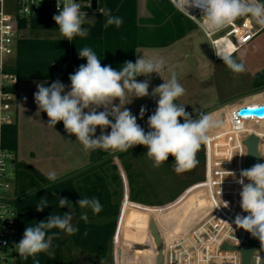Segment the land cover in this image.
<instances>
[{
    "label": "clouds",
    "instance_id": "clouds-1",
    "mask_svg": "<svg viewBox=\"0 0 264 264\" xmlns=\"http://www.w3.org/2000/svg\"><path fill=\"white\" fill-rule=\"evenodd\" d=\"M172 2L177 10L200 21L199 27L206 37V34L236 25L235 22L240 18L250 19L264 29V0H172ZM88 7H91V4ZM81 8V4L76 0L62 2L57 0L58 14L53 16V20L58 25L61 36L68 41L77 36L89 35V30L84 25L92 21ZM193 8L200 10V18L191 15L189 9ZM98 11L106 17L104 29L112 25L119 28L123 24V18L113 16L110 9L99 8ZM214 51L233 73L240 74L246 71L242 57L239 60L234 58L235 49L230 43L217 41ZM78 56L86 59L87 63L81 64L73 74H70V86L59 80L47 87L44 83L37 84L34 100L38 112L47 114L49 127L54 128L62 121L65 131L69 135H75L76 140L86 151L96 149L128 151L136 145H143L147 148L146 155L153 161V167H160L168 161L170 155L174 157V171L178 174L197 165L196 154L203 144L209 142V131L222 127L223 121L206 112H200L198 117L193 119L192 114L186 112L184 105L175 102L186 91L179 83L175 72L168 80L163 79L164 82L151 93L153 97H158V100L155 112L148 117L147 132L137 123V117L129 109L120 107L128 104L126 103L128 94L137 98L149 96L151 74L161 76V72L165 70V61L162 58L143 55L135 62L126 61L119 70H115L110 65L102 66L97 54L90 47L80 49ZM141 75L149 79L138 81L136 78ZM66 88L69 90L66 91ZM116 100L119 101V105H114L113 102ZM100 108L104 110L98 111ZM145 111L146 109L142 107L141 118ZM180 118L183 119V123L180 122ZM97 127L101 130L99 136H96ZM108 128L111 131L106 133L105 130ZM6 156V152L0 153V163ZM232 158L233 156L228 161ZM229 174L234 175L231 172ZM46 178L54 183L57 181V174L50 171ZM236 182L242 186L240 207L248 215L237 214L234 223L258 239L264 247V163L242 169ZM48 205L47 197L41 198L36 205V211L43 212ZM77 205L81 209H90L94 214H99L103 207L95 197L81 198ZM71 206L72 202L67 197L59 198L60 208ZM223 207H228L227 202H223ZM80 218L87 222V213H82ZM72 219L69 211L63 215L50 214L34 226H27L23 238L14 245L17 254L25 260L29 257L35 260L39 253L54 256L53 240L59 233L50 234V230L59 229L68 235H75L79 229L73 226ZM35 264H39V261H35Z\"/></svg>",
    "mask_w": 264,
    "mask_h": 264
},
{
    "label": "rangeland",
    "instance_id": "rangeland-1",
    "mask_svg": "<svg viewBox=\"0 0 264 264\" xmlns=\"http://www.w3.org/2000/svg\"><path fill=\"white\" fill-rule=\"evenodd\" d=\"M153 1L163 6L164 12L167 14L174 12L176 9L168 0ZM151 2L152 0L146 1V10L151 7ZM142 11L141 5L140 12ZM181 17L186 18L184 15H181ZM155 24L157 23L153 22L152 25ZM194 26L195 31H197V26L195 24ZM160 30L164 33L170 30V34L173 35L171 37L175 39L169 44L171 45V52L176 51L177 56L179 58L184 57L189 64L188 72L184 73L181 70L176 73L179 83L186 91L175 102L184 105L186 112L191 113L193 119H196L200 112H206L223 121L222 127L212 129L208 134L226 129V112L232 105L253 100H264V88H256L252 82L254 75L264 69V32L233 55L238 60L242 57V62L246 67L245 72L236 74L222 60L215 61L212 58L203 65V70L188 49V39L186 46L183 38L177 37L174 28L169 27L168 29L166 24ZM40 36L64 39L59 31L44 32ZM169 39L168 37L166 40ZM60 82L65 83L64 81ZM26 84L28 83H24L25 89L28 87ZM34 84L35 88H31L33 91H28L27 96L29 93L33 94L37 91L36 86L38 83ZM67 90L69 88H66ZM157 100L158 97L150 98L146 103L147 109L142 117L143 120H141V127L145 132L149 130L147 120L155 112ZM85 112H87V109H85ZM45 116L47 114L43 117L39 116L40 119L38 120L43 122ZM180 122L183 123L182 118H180ZM31 123L26 119L25 123L22 124L24 130L21 131L18 122V147L19 145L22 147L25 136L27 137L28 134L32 136L31 133L35 132V128L31 127ZM62 124L61 121V123H57V126ZM110 131V128L105 130L106 133ZM100 132L101 130L97 129L96 136H99ZM63 133L66 135L63 136L59 133L57 137L61 135L64 140L62 144L66 146L64 148L70 151L73 149L72 144L76 139L73 137L74 135H69L64 129ZM55 134V131L51 132V135L54 136ZM44 135V138H51L50 135L48 136V132H45ZM79 148H81L80 145ZM84 152L82 155L81 153L79 155L70 153L67 158L74 156L77 160L70 161H79V164H77L79 169L101 159H111V162L105 166V171L108 175L107 182L112 193L111 202L118 207V212L108 217L109 219H116V226L102 264H155L157 244L150 227L152 221L157 225L163 245L166 237L173 233L177 234L189 230L204 216L207 210L205 196L198 193L199 185L196 186L197 181L204 178V145L196 154L197 165L179 174L174 171V157L171 155L168 161L160 167H153V161L146 155L147 148L143 145H136L128 151H121L125 152L122 156H118L120 151L106 152L100 156L96 150H85ZM28 153L27 150L21 151L19 163L24 164L26 169L36 174L40 183L50 182L46 178L47 173L50 171H55L57 179H60L79 170L69 171L70 161L66 160L67 158L62 159L60 156H56L47 160L32 157ZM78 157L84 159L81 160ZM113 165H115V171L118 174L116 182L110 180V175L114 172ZM84 212L87 213V216L89 215L88 210L83 209L82 213ZM72 216L74 226L76 219L73 214ZM92 218L97 222L106 219L95 216ZM62 234L64 239H68V234L65 232ZM62 257L63 264H99L98 254L77 248L70 242L64 246Z\"/></svg>",
    "mask_w": 264,
    "mask_h": 264
},
{
    "label": "trees",
    "instance_id": "trees-1",
    "mask_svg": "<svg viewBox=\"0 0 264 264\" xmlns=\"http://www.w3.org/2000/svg\"><path fill=\"white\" fill-rule=\"evenodd\" d=\"M99 8L111 10L113 16L122 17L123 24L117 28L115 25L104 29L106 17L100 12L88 15L92 23L85 24L89 30L87 37H75L72 41L62 38H49L40 36L41 33L59 31L58 25L53 20V15L41 13L38 16L24 18L19 21V37L15 60L10 71L15 73L19 82L47 81L61 79L70 81L73 74L81 64H86V59L78 56V51L83 47H90L98 56L101 65H110L119 70L126 61L135 62L136 50L140 47H164L175 39L170 34L160 30L164 24L174 28L177 37H184L187 31L195 30V26L182 14L164 12L163 6L152 0L150 4L151 17L140 16L141 0H98ZM153 22L157 24L152 25ZM192 23V24H191ZM198 31H195L197 33ZM170 38L168 41L167 38ZM173 40H172V39ZM166 40V41H161ZM256 88H264V69L253 77ZM16 92V91H15ZM19 124L18 117L12 125L3 128V145L15 158L14 172L16 175L15 195L13 204L17 210V243L23 238L27 226H34L37 222L45 220L50 214L71 212L76 219L74 227L79 231L64 239L63 232L59 229L50 230L59 233L53 240L54 256L39 253L35 260H27L16 254L17 264H63L62 250L68 242L75 247L99 255V264L104 261L109 242L114 233L116 219L108 217L118 212V207L111 202L112 193L108 185L105 166L111 162L110 158L101 159L89 166L66 175L56 182L40 183L32 171L26 169L16 159L18 152ZM125 152H120L122 156ZM204 162V158H203ZM100 170V171H99ZM113 174L110 180L116 182L118 174L113 165ZM203 179L197 181L202 182ZM55 193V195H53ZM47 197L49 205L43 212L36 211V205L41 198ZM67 197L72 202L71 207H59V198ZM97 198L101 203L102 211L94 214L88 210V220L85 222L80 217L82 210L77 205L81 198ZM134 198V197H133ZM97 218H106L104 221H94ZM85 233H87L85 235Z\"/></svg>",
    "mask_w": 264,
    "mask_h": 264
},
{
    "label": "built area",
    "instance_id": "built-area-1",
    "mask_svg": "<svg viewBox=\"0 0 264 264\" xmlns=\"http://www.w3.org/2000/svg\"><path fill=\"white\" fill-rule=\"evenodd\" d=\"M168 1L174 6L172 0ZM76 2L81 4V10L87 15L99 12L98 2L97 9L92 8V0ZM89 4L91 7H88ZM189 11L191 15L200 18L199 9ZM179 12L202 33L199 20ZM41 13L57 15V0H0V153H7L0 163V264H17L14 245L17 244L18 216L13 204L16 198L15 158L4 147L2 140L4 126L12 125L15 121L13 104L19 78L10 68L14 64L17 50L19 21ZM235 23L221 31L206 34L207 37L203 33L209 42L213 60H221L214 51L217 41L230 43L235 49L234 55L264 32V29L247 18L238 19ZM260 106H264V100L232 105L226 112V129L208 134L210 140L203 144L204 178L196 184L199 185L198 193L205 196L207 210L189 230L173 233L164 239L163 264H243L241 250L248 246L251 234L234 223L237 214L248 215L240 207L242 186L236 181L240 178L241 170L247 169V147L244 142L248 136L255 135L258 138V154L264 163V114H240L239 111ZM241 153L245 155H239ZM231 156L233 158L228 161ZM223 202H227L228 207H223ZM250 264H264V247L256 238Z\"/></svg>",
    "mask_w": 264,
    "mask_h": 264
},
{
    "label": "crops",
    "instance_id": "crops-1",
    "mask_svg": "<svg viewBox=\"0 0 264 264\" xmlns=\"http://www.w3.org/2000/svg\"><path fill=\"white\" fill-rule=\"evenodd\" d=\"M147 1V0H146ZM174 12L176 14H181L179 11H177L176 9L174 10ZM140 16L142 17H151V13L149 10H146V6H145V10H143L142 12H140ZM183 16V14H182ZM195 30L192 31H187L186 34L184 35L183 40L185 42V45L187 46V39H188V49L191 53V49H190V44H189V39L194 36ZM171 45H167L164 47H140L136 50V54H135V60L138 59L139 57H142L143 55L145 57H149V56H155V57H159L162 58L165 61V70L161 72V76H159L156 73H152L151 77H150V86H149V96L147 97H142V98H137V97H133L132 94H128L127 100H126V105H120L121 108H127L131 111V113L137 117V123L142 126L141 124V120H143V118H141L140 116V110L141 108H145L146 107V103L150 98H154L151 93L153 91V89L159 85H161L164 80H168L171 76V74L173 72L175 73H179L181 70H183L184 73H186V71L188 72L189 70V64L187 63V61L185 60L184 57L179 58V56H177L176 51H172L171 52ZM170 50V51H169ZM191 55L195 58V61L198 62V65L204 70L203 65L205 64L204 62H201L196 56H194L192 53ZM177 59H179L178 61H176ZM176 61V62H175ZM207 65V64H206ZM208 67V66H207ZM207 69V68H206ZM138 81H143L146 79H149V77H145L143 75L138 76L136 78ZM63 81L61 79H53V80H47V81H23V82H19L18 85L15 87V91H16V99L15 102L13 104V108L15 111V118L18 117V122L20 123V129L21 131L24 130L23 127V122L25 123V120L28 119L30 122H32L31 127L33 126L35 128V132H32L31 134H33L32 136H30L28 133V136L24 138V140L22 141V147L19 145L18 147V152H17V157L16 159L19 161L21 158V151L22 150H27L30 154V156L32 157H40L42 159H51L53 157L56 156H60L62 159H66L67 156L70 155V153L72 154H78L81 153V155L83 153H85V149L83 148V146L80 144L79 141L74 140L75 142H73V149L68 151L67 148L65 149L64 147L65 144H62L64 142V140L62 139L61 135L65 136L66 134L63 133V129H64V125L62 124L61 126H57V124L54 126V128L49 127L47 125L48 123V117L45 116L44 121L40 122L38 119L39 116H44L46 113H42V112H38V106L35 103L34 100V93L30 94L27 96V92L28 91H33L32 89L35 88V84L34 83H44L45 86H50L52 82L54 81ZM66 86H70V81H64ZM69 84H66V83ZM24 83H28L26 84L28 87H30V89H25L24 88ZM37 87V86H36ZM32 88V89H31ZM114 105H119V101L116 100L113 102ZM237 104V103H236ZM103 108L98 109V111H103ZM30 117V119H29ZM41 117V118H42ZM47 118V119H46ZM109 119H112V117H109ZM59 123V122H58ZM61 123V122H60ZM36 125V126H35ZM27 126V125H26ZM32 127V128H33ZM28 128V127H27ZM97 129H100L99 127H97ZM65 130V129H64ZM55 131V135H51V132ZM48 132V136L50 135L51 138L47 137L44 138L45 135L44 133ZM58 132V133H57ZM61 134L60 136L57 137V134ZM43 137V138H41ZM75 139V135L73 136ZM61 142V143H60ZM62 146H61V145ZM79 145L81 146V148H79ZM90 151V150H88ZM96 151L99 152V156L105 154L106 152H115L118 150H113V149H108V150H103V149H96ZM119 152V151H118ZM121 152V151H120ZM55 155V156H54ZM79 158V157H78ZM79 159H84L83 157L79 158ZM66 160H77L74 156L67 158ZM93 160V159H92ZM78 162V163H76ZM79 161H70V164L68 165L69 167V171H73V170H77L79 169Z\"/></svg>",
    "mask_w": 264,
    "mask_h": 264
},
{
    "label": "water",
    "instance_id": "water-1",
    "mask_svg": "<svg viewBox=\"0 0 264 264\" xmlns=\"http://www.w3.org/2000/svg\"><path fill=\"white\" fill-rule=\"evenodd\" d=\"M97 0H92V8L97 9ZM141 5L143 10H145L146 0H141ZM241 19V18H240ZM191 53L196 56L201 62L211 59V50L208 40L205 38L203 33L197 32L194 36L189 39ZM206 63V62H204ZM240 114L251 113V114H264V106L257 108H242L239 111ZM245 145L247 147V157H246V167L247 169L251 168L257 163H262L259 154H258V138L255 135H250L245 140ZM151 230L155 241L157 244V255L155 264H163V255H162V241L159 235L157 225L154 221L151 222ZM254 237L250 236L248 246L241 250L242 252V261L243 264H250L251 253L253 249Z\"/></svg>",
    "mask_w": 264,
    "mask_h": 264
}]
</instances>
